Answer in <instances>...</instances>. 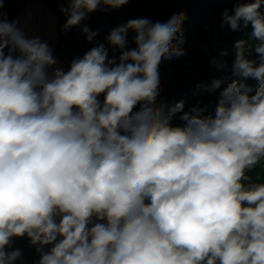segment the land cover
I'll return each mask as SVG.
<instances>
[{"label": "clouds", "instance_id": "1", "mask_svg": "<svg viewBox=\"0 0 264 264\" xmlns=\"http://www.w3.org/2000/svg\"><path fill=\"white\" fill-rule=\"evenodd\" d=\"M128 2L65 0L62 30L92 42L88 16ZM262 7L223 10L221 27L252 31L234 42L233 78L207 115L200 101L160 99V64L187 55L182 10L129 20L67 70L0 13V264L22 260L24 237L35 264H264V182L248 174L264 165Z\"/></svg>", "mask_w": 264, "mask_h": 264}, {"label": "trees", "instance_id": "2", "mask_svg": "<svg viewBox=\"0 0 264 264\" xmlns=\"http://www.w3.org/2000/svg\"><path fill=\"white\" fill-rule=\"evenodd\" d=\"M251 2L254 0H129L118 10L96 11L88 16L84 24L98 33L92 42H88L79 27H74L68 32L62 30L66 17L59 9L66 6L65 0H46L48 7L58 17L59 43H65L67 46L69 66L74 58L82 57L97 43H106L105 37L111 30L126 24L129 20L143 17L153 22L163 23L182 10L186 16L182 23V31L185 38L183 47L187 55L162 61L160 64L159 71L163 84L160 99L169 105L183 100L185 110L200 101V106L208 105L205 115L214 114L219 93L233 78L231 66L235 58L234 42L239 39H249L252 31L251 25L246 29L241 28L235 31L228 25L221 27L223 10H231L238 4ZM0 3L3 5L0 13L11 21L14 13L9 1L0 0ZM261 11H264V7ZM134 35L135 33L130 30L128 33L129 47H135L132 43ZM224 51H227V55L221 57V52ZM118 55L119 52H117ZM255 57L256 54L253 53L250 58ZM213 58L223 59L227 64V70H217L211 63ZM217 78L224 79L225 82L215 92H205L203 88L197 90L198 85L210 84L213 79ZM243 82L253 89L254 94L259 82L252 78H247ZM99 99L103 101V94ZM179 115L174 117L173 125L182 124ZM248 174L254 182H264V165L257 166ZM13 245L21 249L23 253L22 260L18 261V264H35L39 260V255L27 237L14 238Z\"/></svg>", "mask_w": 264, "mask_h": 264}, {"label": "crops", "instance_id": "3", "mask_svg": "<svg viewBox=\"0 0 264 264\" xmlns=\"http://www.w3.org/2000/svg\"><path fill=\"white\" fill-rule=\"evenodd\" d=\"M14 13L11 21L19 20L28 37L39 36L49 42L53 55L58 58V67L69 68L65 43H59L58 17L44 0H8ZM14 248H17L13 245ZM18 264V262H17Z\"/></svg>", "mask_w": 264, "mask_h": 264}, {"label": "rangeland", "instance_id": "4", "mask_svg": "<svg viewBox=\"0 0 264 264\" xmlns=\"http://www.w3.org/2000/svg\"><path fill=\"white\" fill-rule=\"evenodd\" d=\"M44 1H46V0H44ZM224 1V0H223Z\"/></svg>", "mask_w": 264, "mask_h": 264}]
</instances>
